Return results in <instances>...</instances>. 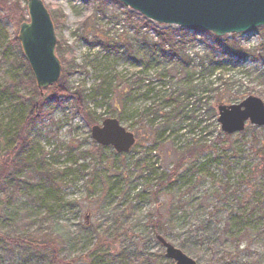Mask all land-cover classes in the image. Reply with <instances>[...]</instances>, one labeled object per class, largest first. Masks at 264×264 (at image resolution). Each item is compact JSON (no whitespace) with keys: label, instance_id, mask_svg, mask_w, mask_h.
I'll use <instances>...</instances> for the list:
<instances>
[{"label":"rangeland","instance_id":"rangeland-1","mask_svg":"<svg viewBox=\"0 0 264 264\" xmlns=\"http://www.w3.org/2000/svg\"><path fill=\"white\" fill-rule=\"evenodd\" d=\"M42 1L55 16L59 79L64 76L66 86L85 93L102 83L109 93L107 99L102 94L86 99L90 122L70 96L45 101L46 115L27 123V140L15 152L13 120L25 113V103L5 87L23 69L12 62L18 53L4 48L14 34L12 23L0 18V264H174L150 222L168 202L163 193L152 195L158 176L175 166V187L188 189L197 204L176 231L189 239V229L206 216L210 221L195 240L196 252H184L198 264H264V230L248 239V252L224 260L241 223L264 212V175L256 171L264 165V127L247 121L243 131L214 142L223 133L218 104H237L248 96L264 103V27L225 35L243 49L226 56L214 48L210 32L157 24L117 0ZM161 30L176 32L174 45L157 43ZM214 63L221 68L210 72ZM210 82L217 93L201 89ZM128 84L134 86L125 107L118 108ZM192 86L195 92L188 94ZM166 100L165 110L178 107L185 122L174 120L178 125L160 131V142L154 143L155 127L139 121L145 108L163 107ZM107 117L134 134L128 152L100 148L91 138L90 127ZM196 145L204 150L181 159L186 147ZM17 154L29 164L16 168ZM169 241L179 247L176 238Z\"/></svg>","mask_w":264,"mask_h":264},{"label":"water","instance_id":"water-1","mask_svg":"<svg viewBox=\"0 0 264 264\" xmlns=\"http://www.w3.org/2000/svg\"><path fill=\"white\" fill-rule=\"evenodd\" d=\"M162 25L209 31L217 37L239 34L264 27V0H117ZM28 20L19 24L17 39L29 64L39 91L60 76L62 65L55 54L56 34L48 8L42 0H26ZM249 124L264 127V103L248 96L237 104H218L217 122L226 134L244 130ZM92 139L116 152H128L135 142L134 134L115 117L105 118L90 128ZM164 247V256L174 264H198L180 248L156 236Z\"/></svg>","mask_w":264,"mask_h":264},{"label":"trees","instance_id":"trees-1","mask_svg":"<svg viewBox=\"0 0 264 264\" xmlns=\"http://www.w3.org/2000/svg\"><path fill=\"white\" fill-rule=\"evenodd\" d=\"M21 1H9V0H0V18L1 17H6L10 20L13 26V37L8 41V45L6 44L4 46L5 49L12 47L17 53L18 57L17 59H13L12 62L16 64L15 66L19 69L20 67L23 69L21 73H18V79L15 81L11 79V85H7L5 89H9L11 92L15 93L16 96L22 98L23 103H25V113L23 112L18 115L14 120V127L17 128L15 133H12V136L14 140L16 141L15 146L13 147V150L15 152L18 151V148L16 146L19 144L24 143L26 139L25 135V128L27 123H29L31 120H37V119H42L44 115H46V111L43 110L45 101L48 100H53V101H59L60 99L64 97H72L74 99V104L76 108L81 111V113L85 116V118L90 122L89 120H92L93 118V112L85 106V101L86 99H92L97 96H103L104 99H107L109 90L101 83L95 87H92L91 90L88 93H85L84 90L82 89H72L69 86H66L64 79L65 77L63 76L61 79H58L52 86H49L43 90V94L40 93L38 90L33 74L31 72V69L29 67L28 62L24 59L20 42L17 39V33H18V27L19 24L25 20H27V15H26V7H25V2ZM51 18L53 22L55 21V16L52 12H50ZM178 30H184L178 29ZM173 31H167V30H161L158 31V44H160L162 47H164L166 44H171L174 45V36L172 34ZM174 34L176 33L175 31L173 32ZM224 38V37H223ZM213 39L215 40V45L214 48L216 50L222 51L224 55H231V54H237L240 55L243 52V49L239 47L237 42L235 40H228L227 37L222 39V37H216L214 36ZM156 45V43L154 44ZM213 53V50L211 51ZM220 64L214 63L212 66L210 72L219 70L221 67L219 66ZM67 67L63 69L64 73L67 71ZM202 76V74H201ZM203 84V81L200 79V85ZM209 83L208 86L201 88L204 92H218L219 89L215 88L212 89L210 88ZM129 86V91L127 92H122L124 94H121V100L118 102L117 99V104L118 108H124L125 103H126V98L129 95L131 86H134L132 84H128ZM194 87L192 86L188 89L187 93L192 94L195 92ZM18 88H21L23 91L22 93L18 92ZM153 88L147 89V93L151 92ZM197 90V89H196ZM39 91V92H38ZM24 92V93H23ZM27 94L28 96H26ZM157 96V95H156ZM200 98V96H199ZM199 100V99H198ZM220 100V99H219ZM169 103V100H166L164 102L163 107L159 106H148L147 108L144 109V112L142 113V117L140 119V123H146L148 126L152 128V126L155 127V129H151V133L153 135V141L154 143H159L160 142V131L165 130L170 124L171 126H175L178 123L173 122L174 120H179V122L184 124V119H181L180 116L177 114L180 112L178 110V107L173 106L167 111L165 110V107ZM121 106V107H119ZM164 110V111H163ZM159 117H156V113L162 112ZM177 115V116H176ZM180 115V114H179ZM151 116V118H148ZM119 119H121V114L118 116ZM148 118V119H146ZM159 120L158 122H156ZM156 123V124H155ZM193 129V125H191ZM251 129H255V127H249ZM247 128V129H249ZM185 130L187 128L184 127ZM247 129L245 131H247ZM232 134H226V133H218L216 137L214 138V142H223L224 139L230 138ZM100 148L104 146L97 145ZM23 147V146H22ZM204 150V145H196L192 148H187L183 152L184 157L181 159H186L189 160L192 157L197 156L201 151ZM83 156V155H81ZM15 163L14 166L16 168L18 166H25L29 164V161L27 158L21 157L19 154L15 156ZM180 159V160H181ZM182 160V161H183ZM187 162V161H186ZM185 162V163H186ZM184 163V164H185ZM178 168L175 166L172 170H170L168 173H161V175L158 176L157 179V185H156V192H152L153 197L157 198V194L163 193L164 198H168L167 206L165 208V212L162 213L159 210L156 209V214H152L151 216V229L155 234H161L166 240H175L177 239L178 246L182 251H187L191 253H195L199 244L197 243L198 241H195L198 239V237H201L204 234V231L206 229H209V218L208 216L204 217L198 226H195L191 229H189L186 233L189 234L191 233L193 235L192 238L187 239L188 237L183 236L182 234L185 233H180V225L181 223H185L186 220L191 216L190 214V209L193 206H197L196 204V199L191 197L190 191L187 189L186 192H180V187H175V179H177L178 176ZM190 171V169H189ZM259 173L264 175V165L261 166V168L257 169ZM255 171V172H256ZM186 173V171H185ZM252 174V173H251ZM251 174L248 175V181L251 179ZM246 179V177L244 178ZM3 180L2 176V171L0 172V182ZM174 181V182H173ZM6 184H11V182H6ZM15 185V184H14ZM219 193V192H218ZM217 193V194H218ZM188 194V195H186ZM186 195V196H185ZM185 196V197H184ZM192 220V218H190ZM263 224V225H262ZM195 224L192 223V226ZM251 228L252 230H250ZM258 230H264V212L260 213V216L254 217L250 221H244L241 223V226H239L237 230V235L233 238L235 241L233 242V245H231V253L228 254V259L226 260L224 257L225 262L230 261L231 262L235 261L236 259H231V255H233L235 252L239 251H246L248 252L249 249H251L252 244L248 239H252L255 234H257ZM194 231V232H193ZM172 243V242H171ZM250 253H246L244 257H248ZM241 256V254H239ZM235 258V256H234ZM169 260V259H168ZM227 263V262H226Z\"/></svg>","mask_w":264,"mask_h":264}]
</instances>
